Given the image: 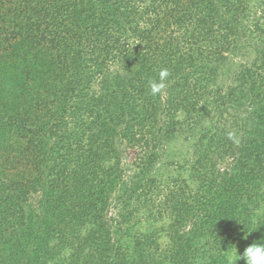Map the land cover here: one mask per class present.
I'll list each match as a JSON object with an SVG mask.
<instances>
[{
    "label": "trees",
    "instance_id": "trees-1",
    "mask_svg": "<svg viewBox=\"0 0 264 264\" xmlns=\"http://www.w3.org/2000/svg\"><path fill=\"white\" fill-rule=\"evenodd\" d=\"M250 36L264 69V0H0V264H228L264 241V76L220 82ZM186 126L179 187L123 186L120 139L145 149L144 174Z\"/></svg>",
    "mask_w": 264,
    "mask_h": 264
},
{
    "label": "rangeland",
    "instance_id": "rangeland-1",
    "mask_svg": "<svg viewBox=\"0 0 264 264\" xmlns=\"http://www.w3.org/2000/svg\"><path fill=\"white\" fill-rule=\"evenodd\" d=\"M250 20H253L254 15L253 12L249 15ZM249 39V40H248ZM243 41H240L239 46L241 47L238 52L234 53L229 51L230 53H226L227 60L225 61V65L223 66V75H221V84L227 90V88L231 86H235L236 82V72L239 71L241 67L244 65H248L249 67L254 66V70H257L258 74L261 73L264 76V69H259L255 66V61H258V57H256L254 51L249 47L248 42L251 40V36L248 37ZM237 50V49H236ZM233 50V51H236ZM260 60V59H259ZM261 61V60H260ZM258 78V77H257ZM165 88L163 89V93H165ZM164 95V94H163ZM248 104L246 105L245 109L240 111H232L227 113L225 118H229L230 120L232 117H237L239 119V115H247L248 113ZM251 108V107H250ZM249 108V110H250ZM229 112V111H227ZM180 119H184V116L180 117ZM239 123H241L239 121ZM240 131V126H234V130ZM176 136L171 138L170 140L162 138V140L158 143V146L155 149V154L157 155L156 161L152 168L146 170L144 174L141 172V161L142 155L144 152V148L135 143H128L126 141H122L121 139L118 141V149L120 151L121 162L123 167V176H124V185L125 187L130 188L133 187L141 177H144L145 180L149 178H154L157 180L159 189L162 193L168 192V187H179L182 182V178L186 175L182 176L185 173L184 168L181 165L189 166L190 162L194 159V143L197 140V135L199 134L198 130H190L187 126L180 131H176ZM216 167L221 170H230L233 158L226 157L224 160L214 158ZM186 167V168H187ZM180 173L181 177H176ZM179 178V179H178ZM124 192V189L120 187L118 190L115 191L113 194V203L110 208V212L108 214V219L110 222L113 223L114 229L116 226L117 221L121 222L122 213V199L120 196ZM162 196L157 200H155V205L144 207L142 215L145 216L148 212V209L157 210L158 201H161ZM154 200V199H153ZM151 205V204H150ZM144 213V214H143ZM192 223H190L186 231L190 229ZM238 251V250H237Z\"/></svg>",
    "mask_w": 264,
    "mask_h": 264
},
{
    "label": "clouds",
    "instance_id": "clouds-1",
    "mask_svg": "<svg viewBox=\"0 0 264 264\" xmlns=\"http://www.w3.org/2000/svg\"><path fill=\"white\" fill-rule=\"evenodd\" d=\"M169 75L168 69L160 70L159 80H152L149 84L151 95L156 96L166 87L165 82ZM226 259L228 264H236L238 259H243L245 264H264V241L250 244L244 249L243 253H239V256L236 248H233L230 252L226 253Z\"/></svg>",
    "mask_w": 264,
    "mask_h": 264
}]
</instances>
